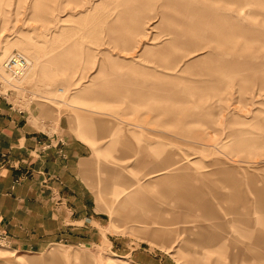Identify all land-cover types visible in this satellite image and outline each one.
Wrapping results in <instances>:
<instances>
[{
    "label": "rangeland",
    "instance_id": "obj_1",
    "mask_svg": "<svg viewBox=\"0 0 264 264\" xmlns=\"http://www.w3.org/2000/svg\"><path fill=\"white\" fill-rule=\"evenodd\" d=\"M15 51L35 63L24 81L3 67ZM0 83L96 140L118 241L161 264H264V0H0ZM9 242L0 264H137L127 246Z\"/></svg>",
    "mask_w": 264,
    "mask_h": 264
},
{
    "label": "crops",
    "instance_id": "obj_2",
    "mask_svg": "<svg viewBox=\"0 0 264 264\" xmlns=\"http://www.w3.org/2000/svg\"><path fill=\"white\" fill-rule=\"evenodd\" d=\"M30 107L0 96V228L9 236L8 248L37 253L60 244L109 243L117 251L127 246L123 256L132 262L161 264L162 259L121 243L120 235L112 232L124 211L121 206L107 210L98 198L97 180L104 173L95 155L93 136L85 131L77 135L65 115L42 114ZM156 214L164 223L163 208ZM168 220L172 222V216ZM131 234L163 249H169L174 240L173 231L167 230L134 228ZM53 254L66 258L59 251Z\"/></svg>",
    "mask_w": 264,
    "mask_h": 264
},
{
    "label": "built area",
    "instance_id": "obj_3",
    "mask_svg": "<svg viewBox=\"0 0 264 264\" xmlns=\"http://www.w3.org/2000/svg\"><path fill=\"white\" fill-rule=\"evenodd\" d=\"M6 70L13 76V77H19L21 76L26 67H27V61L23 54L19 52L13 53L5 62ZM12 91V89H7L6 92L3 91V85L0 83V96L7 98L9 93ZM9 241L8 234L0 228V246L7 245Z\"/></svg>",
    "mask_w": 264,
    "mask_h": 264
},
{
    "label": "bare ground",
    "instance_id": "obj_4",
    "mask_svg": "<svg viewBox=\"0 0 264 264\" xmlns=\"http://www.w3.org/2000/svg\"><path fill=\"white\" fill-rule=\"evenodd\" d=\"M15 52H19V51H15ZM15 52H13V53H15ZM13 53H12V54H13ZM19 53H21V54L24 55V53H22V52H19ZM12 54H11V55H12ZM11 55H9V57H10ZM24 56H25L26 61H27V67H26L24 73H23L21 76H19V77H13V76L9 73L13 78L17 79L18 81H24V80L28 77V75H30V74H32V72H34V69H35V63H34L30 58H28L26 55H24ZM9 57H7V59H8ZM7 59L5 60V62L7 61ZM5 62L3 63V67H5ZM5 70H6V67H5ZM6 71H7V70H6ZM62 91H63V90H62ZM0 250H1V249H0ZM6 252H7V251H6ZM6 252H5V253H6ZM1 253H4V251L1 252Z\"/></svg>",
    "mask_w": 264,
    "mask_h": 264
}]
</instances>
